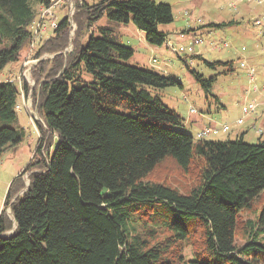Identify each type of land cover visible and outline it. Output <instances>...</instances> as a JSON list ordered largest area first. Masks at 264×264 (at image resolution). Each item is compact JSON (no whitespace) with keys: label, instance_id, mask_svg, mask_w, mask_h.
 Masks as SVG:
<instances>
[{"label":"trees","instance_id":"1","mask_svg":"<svg viewBox=\"0 0 264 264\" xmlns=\"http://www.w3.org/2000/svg\"><path fill=\"white\" fill-rule=\"evenodd\" d=\"M74 2L72 23L66 15L49 40L47 34L36 40L34 89L26 80L0 82V157L24 139L18 125L23 92L39 100L41 131L57 137L51 152L38 146L9 186L4 207L11 205L15 226L4 208L0 264H264V205L257 226L239 225L240 214L264 191L263 137L257 143L246 142V133L207 139L218 130L206 128L211 132L195 140L182 130L181 114L153 93L179 81L127 63L135 51L120 41L118 26L133 24L150 44L163 46L169 35L159 26L174 21L172 6ZM51 5L0 0V72L20 62L37 39L38 8ZM103 18L109 24L98 26ZM70 44L73 50L64 53ZM47 53L54 58L41 60ZM206 63L233 71L232 61ZM189 70L206 91L217 81ZM171 165L188 181L183 188L168 179ZM186 245L194 260L185 259Z\"/></svg>","mask_w":264,"mask_h":264},{"label":"rangeland","instance_id":"2","mask_svg":"<svg viewBox=\"0 0 264 264\" xmlns=\"http://www.w3.org/2000/svg\"><path fill=\"white\" fill-rule=\"evenodd\" d=\"M154 1L172 6L174 21L159 26L161 32L169 35L168 41L163 46L152 45L146 40L145 34L133 24L123 25L122 27L125 30L119 33L120 41L132 47L135 51L134 56L127 63L133 66L154 69L179 81L180 85L169 87L163 91L153 90V93L155 95L159 94L167 106L181 114L184 119L182 130L193 135L195 140L198 139V135L197 127L192 126V123H190L189 116L194 117L192 114L200 115L209 111L210 113L206 114L212 117L214 122L225 121L227 125L233 127L232 130H244L245 126H237L238 119L246 118L242 114V105L250 103L246 99L247 91H251L252 87L259 83L258 80L252 83L247 78L244 69L254 67L256 76L264 74V3L258 4L256 0H250L252 1L250 3L246 0ZM38 9H40V12L37 22L42 18V7ZM53 10L58 17L57 24L66 15L70 14L69 8L64 6L54 7ZM257 20H261L262 25H257ZM106 24L109 23L106 18H103L98 26ZM191 29L193 30L190 37L178 38L182 33ZM75 30L76 25H71V42ZM49 33L45 35L44 41L50 39ZM38 45L39 43L35 42L34 39L31 40V43L22 51L20 62L9 65L6 70L0 72V82L11 80L20 86V82L26 80L34 89L36 83L32 77V69H27V63L35 60L34 55L37 52ZM182 48H185L184 52L180 51ZM68 50H73L71 44L64 53ZM52 58H54V55L47 53L42 56L41 60ZM218 61L223 63L232 61L233 71L224 74L225 71H228L227 65H216L215 68H212L206 63ZM242 62L246 63L247 67H242ZM35 64H33V67ZM189 67L203 74L205 79L217 77V81L210 91H206L196 81ZM88 77L90 79L91 76ZM37 99L34 92H31L28 96L24 92L22 93L19 100L18 125L25 129L24 139L17 146L4 151L0 157V214L6 208L4 202L11 182L33 160L38 146L43 143V154L48 152V149L51 152L52 146L55 147L53 144L56 142L57 137L46 130L45 127L43 131L40 129L39 123L43 126L44 124L39 115V100ZM221 106H224L225 109ZM192 109L193 111H191ZM236 133L231 131L230 134H220L216 138L228 136L219 140H227L228 138L235 140ZM246 136L245 141L248 143H257L260 138L256 136L254 130H249ZM207 138L209 139V137ZM172 166L169 170L170 176L168 179L174 185L183 188L188 181L181 171ZM29 176L30 173H26L23 177L26 187L30 185ZM263 205L264 191L261 196L256 198L251 211L240 214V227L243 228L246 223L257 226V218L260 216V208ZM5 210L6 215L15 226L11 205ZM237 243L240 246L243 245L244 239L238 237ZM259 252H264V250ZM183 255L187 261L196 258L191 245L184 247Z\"/></svg>","mask_w":264,"mask_h":264},{"label":"crops","instance_id":"3","mask_svg":"<svg viewBox=\"0 0 264 264\" xmlns=\"http://www.w3.org/2000/svg\"><path fill=\"white\" fill-rule=\"evenodd\" d=\"M246 2L250 3L252 1L246 0ZM129 25L130 24H128L126 26H129ZM122 26L123 25L118 26L119 33H122L125 30V29H123ZM124 28H126V27H124ZM192 30L193 29H191L190 31L184 32L185 33L184 37L178 36V38L182 39V38H185L187 36L190 37ZM244 70H246V69H244ZM245 72H246L247 78L249 79L248 70H246ZM256 80H258L259 83L257 85H254L252 87L251 91H247V96H246V99H248L250 101V103H246V104H251V103L255 104L257 106L256 112L253 114H250V115H246L244 113V110H243L244 106L246 104L242 105V114L246 118L245 119L242 118V119H244V123L242 125L237 124L238 127L245 126V129H244L245 131L242 129L232 130L233 127L232 128L230 127L229 131H224V127L229 126V125H227L225 121L214 122L213 118L206 114V113H210L208 111L206 113L203 112L200 115L192 114V115H194V117L189 116L191 119L190 123H192V126L195 125V127H197V129H196L197 135L199 132L203 131L206 128H212V129L218 130V133L216 135L212 133L211 135L208 136L209 139H225L228 136H225L224 138H216V137H218L220 134H224V135L230 134L231 131L237 132L236 133V138H237L238 136L242 135L243 133L247 134L249 130L250 131L254 130V132H256V136L264 137V74L261 76H256ZM223 109H225V108H223ZM234 126H236V125H234ZM246 134L244 136V139H246V137H247ZM228 139H230V138H228Z\"/></svg>","mask_w":264,"mask_h":264},{"label":"built area","instance_id":"4","mask_svg":"<svg viewBox=\"0 0 264 264\" xmlns=\"http://www.w3.org/2000/svg\"><path fill=\"white\" fill-rule=\"evenodd\" d=\"M52 1V5L49 6L48 8H43L41 11H42V18H40V20L38 22H36L34 25H33V31H34V36L35 38L37 39H34V41L36 42V40H38V37H40V35H44V34H47L49 33L50 31H53L54 29L57 28V15L56 13L54 12V7H60V6H64V7H68L69 8V12L70 14H68V17L70 18V21L72 23V17L74 15V12H75V9H76V4L74 2V0H51ZM256 2L258 4H263L264 3V0H256ZM45 20V22H44ZM256 24L257 25H262V21L261 20H257L256 21ZM39 35V36H38ZM182 37H184V35H181ZM195 50V49H193ZM181 52H184L185 51V48H182L180 50ZM39 62L38 59H35L33 61H31V63H27V69H32L33 68V64ZM36 65V64H35ZM34 65V66H35ZM241 66L242 67H247V64L242 62L241 63ZM248 70V77H249V80L253 83L255 80H256V70L254 67H249V69H246ZM20 108V106H19ZM256 109H257V106L253 103L251 104H248L246 106H244V113L246 115H250V114H253L256 112ZM193 111V109L191 110ZM244 123V119H239L237 121V124L238 125H242ZM226 131H229L230 129V126H225L224 127ZM211 132L210 129H207L201 133L198 134V138L200 137H204L206 136L207 134H209Z\"/></svg>","mask_w":264,"mask_h":264},{"label":"water","instance_id":"5","mask_svg":"<svg viewBox=\"0 0 264 264\" xmlns=\"http://www.w3.org/2000/svg\"><path fill=\"white\" fill-rule=\"evenodd\" d=\"M72 22H73V20H72Z\"/></svg>","mask_w":264,"mask_h":264}]
</instances>
